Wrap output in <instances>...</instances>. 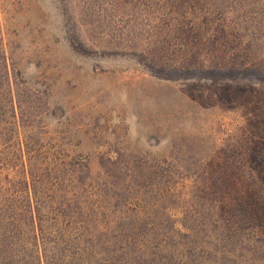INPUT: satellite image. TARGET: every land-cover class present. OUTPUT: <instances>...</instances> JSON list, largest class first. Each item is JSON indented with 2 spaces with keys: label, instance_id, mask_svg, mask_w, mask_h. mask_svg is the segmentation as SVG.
<instances>
[{
  "label": "rangeland",
  "instance_id": "1",
  "mask_svg": "<svg viewBox=\"0 0 264 264\" xmlns=\"http://www.w3.org/2000/svg\"><path fill=\"white\" fill-rule=\"evenodd\" d=\"M263 9L264 0H0L2 184L12 191L18 179L20 192L22 156L56 163L39 173L60 176L87 211L103 206L91 225L112 236L114 210L130 213L142 196L107 198L106 180L154 182L140 205L194 210L199 258L204 240L262 249Z\"/></svg>",
  "mask_w": 264,
  "mask_h": 264
},
{
  "label": "trees",
  "instance_id": "2",
  "mask_svg": "<svg viewBox=\"0 0 264 264\" xmlns=\"http://www.w3.org/2000/svg\"><path fill=\"white\" fill-rule=\"evenodd\" d=\"M21 152L23 155V150ZM21 165L19 193L18 179L9 181L8 185L14 187L9 191L0 178V264H237L238 261L245 262V257L249 264L264 260V245L262 249L258 248V240L249 239L238 244L224 238L217 244L214 240H204L201 244L208 250V256L203 251L199 258L198 240L205 238L200 232L204 229L197 227L196 212L194 215V210L185 209L175 217L151 199H147L150 205H140L142 199L148 198L141 193V187L151 196L155 184L135 185L133 179L127 177L112 175L113 178L107 179L106 196L114 198L111 190L132 192L130 196L134 199L137 194L142 196L138 200L139 207L130 213L114 210V218L122 221L114 228V235L110 236L104 229L97 231V226L91 224L97 222L104 207L88 208L87 211L82 203L83 197L70 194L62 181L58 182L62 180L60 176L53 179L50 173L48 176L39 173L46 169L54 173L59 170L56 163H48V167L42 169L33 158L26 163L22 156ZM68 180L70 185L83 182L73 175ZM52 183L54 191H45L44 187H50ZM162 191L168 194L169 187L162 188ZM251 198L252 201L256 199ZM248 211L250 215H256V210L248 208ZM208 214L209 211H204L201 218L205 219V226L212 227V216ZM78 231L80 234L76 233ZM205 233L209 234V231ZM218 253L220 257L216 256Z\"/></svg>",
  "mask_w": 264,
  "mask_h": 264
}]
</instances>
